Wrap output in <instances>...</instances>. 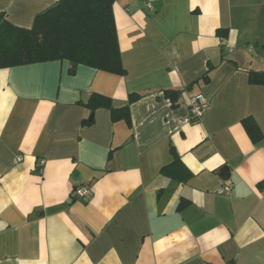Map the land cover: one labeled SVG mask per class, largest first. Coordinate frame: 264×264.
Masks as SVG:
<instances>
[{"label":"crops","instance_id":"obj_1","mask_svg":"<svg viewBox=\"0 0 264 264\" xmlns=\"http://www.w3.org/2000/svg\"><path fill=\"white\" fill-rule=\"evenodd\" d=\"M58 1L0 13L30 29ZM149 1L113 5L125 75L0 69V264H264V85L249 81L264 71V0ZM166 90L182 91L176 106ZM96 94L116 108L139 95L131 126L80 104ZM199 94L207 110L180 124Z\"/></svg>","mask_w":264,"mask_h":264},{"label":"trees","instance_id":"obj_2","mask_svg":"<svg viewBox=\"0 0 264 264\" xmlns=\"http://www.w3.org/2000/svg\"><path fill=\"white\" fill-rule=\"evenodd\" d=\"M115 0H59L54 6L36 16L32 28H20L0 13V69L51 61H68L69 73L74 75L78 66H88L100 71L125 75L118 41L113 5ZM220 39H227L228 30L217 32ZM209 72L202 79H209ZM249 81L264 85V71H250ZM173 106L182 93L166 90ZM139 95H131L129 103L116 108L111 99L93 95L87 103H80L92 115L105 108L111 113L112 122L125 121L131 126L130 104ZM93 119L87 121L91 124ZM244 127L257 143L263 135L251 119L244 120Z\"/></svg>","mask_w":264,"mask_h":264},{"label":"built area","instance_id":"obj_3","mask_svg":"<svg viewBox=\"0 0 264 264\" xmlns=\"http://www.w3.org/2000/svg\"><path fill=\"white\" fill-rule=\"evenodd\" d=\"M147 7L149 10H152V4L149 0H147ZM250 51L253 52V48L249 47ZM208 101L205 99V97L202 94H199L197 96H195L192 101H191V118H187L184 120L180 121V124L182 125H186V124H190L192 122H194V120H199L203 113L207 110L208 108ZM233 190V185H225L222 186L218 189L217 193L218 194H222V195H230L232 193ZM74 197L77 199H81L84 197H91L92 196V190L88 187H81L78 188L74 191L73 193Z\"/></svg>","mask_w":264,"mask_h":264}]
</instances>
